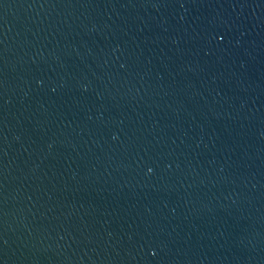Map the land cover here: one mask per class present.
I'll return each mask as SVG.
<instances>
[{
	"label": "water",
	"instance_id": "water-1",
	"mask_svg": "<svg viewBox=\"0 0 264 264\" xmlns=\"http://www.w3.org/2000/svg\"><path fill=\"white\" fill-rule=\"evenodd\" d=\"M0 264H264V0H0Z\"/></svg>",
	"mask_w": 264,
	"mask_h": 264
},
{
	"label": "snow or ice",
	"instance_id": "snow-or-ice-1",
	"mask_svg": "<svg viewBox=\"0 0 264 264\" xmlns=\"http://www.w3.org/2000/svg\"><path fill=\"white\" fill-rule=\"evenodd\" d=\"M154 255L156 254V253H153Z\"/></svg>",
	"mask_w": 264,
	"mask_h": 264
}]
</instances>
